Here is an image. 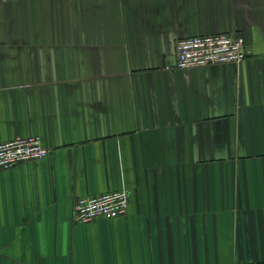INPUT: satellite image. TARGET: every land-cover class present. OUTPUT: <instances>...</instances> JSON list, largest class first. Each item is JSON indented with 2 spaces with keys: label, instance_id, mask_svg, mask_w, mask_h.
Wrapping results in <instances>:
<instances>
[{
  "label": "crops",
  "instance_id": "obj_1",
  "mask_svg": "<svg viewBox=\"0 0 264 264\" xmlns=\"http://www.w3.org/2000/svg\"><path fill=\"white\" fill-rule=\"evenodd\" d=\"M241 62L181 69L185 36ZM0 264H264V0H0ZM130 193L119 217L80 197Z\"/></svg>",
  "mask_w": 264,
  "mask_h": 264
},
{
  "label": "built area",
  "instance_id": "obj_2",
  "mask_svg": "<svg viewBox=\"0 0 264 264\" xmlns=\"http://www.w3.org/2000/svg\"><path fill=\"white\" fill-rule=\"evenodd\" d=\"M177 68L241 62L249 49L240 33L219 32L214 34L181 37L176 42ZM47 148L38 135L18 136L0 142V170L43 159ZM130 193L113 190L92 196L80 197L76 203L77 220L89 222L100 217H119L128 212Z\"/></svg>",
  "mask_w": 264,
  "mask_h": 264
}]
</instances>
